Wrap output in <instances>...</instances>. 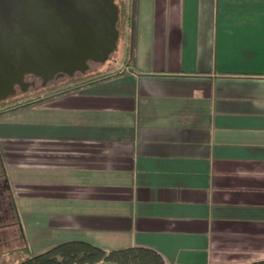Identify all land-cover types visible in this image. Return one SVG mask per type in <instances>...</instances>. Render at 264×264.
I'll return each mask as SVG.
<instances>
[{
  "label": "crops",
  "instance_id": "crops-1",
  "mask_svg": "<svg viewBox=\"0 0 264 264\" xmlns=\"http://www.w3.org/2000/svg\"><path fill=\"white\" fill-rule=\"evenodd\" d=\"M119 45L105 77L0 114L42 235L264 264V0H133Z\"/></svg>",
  "mask_w": 264,
  "mask_h": 264
},
{
  "label": "water",
  "instance_id": "water-1",
  "mask_svg": "<svg viewBox=\"0 0 264 264\" xmlns=\"http://www.w3.org/2000/svg\"><path fill=\"white\" fill-rule=\"evenodd\" d=\"M118 20L115 0H0V101L107 62Z\"/></svg>",
  "mask_w": 264,
  "mask_h": 264
},
{
  "label": "trees",
  "instance_id": "trees-1",
  "mask_svg": "<svg viewBox=\"0 0 264 264\" xmlns=\"http://www.w3.org/2000/svg\"><path fill=\"white\" fill-rule=\"evenodd\" d=\"M115 2L119 8L118 29L120 31L119 40H121L125 34L126 26L129 27L131 23L133 0H115ZM117 49L118 46L116 50ZM83 76L84 74H77L71 77H66L60 81L53 82L46 87L40 86L38 90H59V92H68L75 87L74 85L76 83L86 84L90 81L84 79ZM102 77H105V75ZM93 81L94 80H91V82ZM64 83H67L70 86L60 88ZM28 92L29 91L20 92V94L28 95ZM15 96L17 95L1 100L0 105L5 106L9 101L14 99ZM41 99H43V97L39 96L23 102H18L8 107L6 106L4 109H0V114L37 104ZM100 262L115 264H167L162 254L152 248L132 246L122 249L106 250L85 240H71L54 244L46 251L29 257L21 261L19 264H97ZM257 264L263 263L260 262Z\"/></svg>",
  "mask_w": 264,
  "mask_h": 264
},
{
  "label": "rangeland",
  "instance_id": "rangeland-1",
  "mask_svg": "<svg viewBox=\"0 0 264 264\" xmlns=\"http://www.w3.org/2000/svg\"><path fill=\"white\" fill-rule=\"evenodd\" d=\"M121 40L118 42V49L112 54L111 58L105 62L104 64H91L90 70L84 74V79H90L97 76H102L106 73H108L110 70H116L120 66V57L118 55V51L121 49L119 46ZM122 45V44H121ZM123 57V53L121 55ZM117 59L118 63L113 64V60ZM120 61V62H119ZM41 82L37 83V87L34 90H29L28 95H21L18 89L17 96H15L14 99L9 101L5 106L0 105V109H4L6 106L14 105L18 102H23L28 99H33L39 96H42L47 93L54 92L45 90L41 91L38 90L41 85ZM69 86V84L64 83L62 87L65 88ZM57 90V89H56ZM12 102V103H10ZM30 113L29 109H26L25 111H19L15 113V119L16 122L22 121L24 118L27 117ZM31 117V116H30ZM10 173V179L11 184L14 188V194H15V202L19 208L21 219L23 226L25 229L30 231L33 234V241L26 245L25 242L18 243L16 240H13L11 243H9L8 246H2L0 245V264H19L21 261L35 256L38 253L46 251L49 247L54 245L55 243H59L58 241H61L63 239L66 231L60 230V229H54L52 226L47 227L48 233H45L43 236V230L45 227V224L48 220H44V217H42V213H40L39 210V204L37 201L29 200V199H23L22 197V190L23 188L20 186H16V183H23L22 179L26 176L28 177H37V172H24L21 167H9L8 168ZM23 173L25 174L23 176ZM28 208V210H27ZM29 211L30 213L25 218L23 217V212L25 213ZM27 217V218H26ZM51 221V220H50ZM49 222V221H48ZM39 230V231H38ZM35 232V233H34ZM39 232V233H38ZM57 241V242H56Z\"/></svg>",
  "mask_w": 264,
  "mask_h": 264
},
{
  "label": "flooded vegetation",
  "instance_id": "flooded-vegetation-1",
  "mask_svg": "<svg viewBox=\"0 0 264 264\" xmlns=\"http://www.w3.org/2000/svg\"><path fill=\"white\" fill-rule=\"evenodd\" d=\"M25 80L40 82L32 75H25ZM60 80L62 79L57 81ZM16 88L19 89V86L17 85ZM20 219V211L15 202L14 188L8 170V160L0 145V245L8 246L13 240L18 243L25 242L23 224Z\"/></svg>",
  "mask_w": 264,
  "mask_h": 264
}]
</instances>
